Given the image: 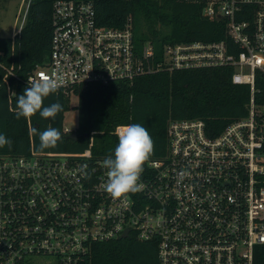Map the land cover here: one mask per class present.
Returning <instances> with one entry per match:
<instances>
[{"label":"built area","instance_id":"2783aa9c","mask_svg":"<svg viewBox=\"0 0 264 264\" xmlns=\"http://www.w3.org/2000/svg\"><path fill=\"white\" fill-rule=\"evenodd\" d=\"M186 1L223 21L226 38L167 44L157 61L150 42L136 50L130 19L99 26L91 1L56 0L49 59L28 84L59 77L69 95L161 69L231 66L232 83L249 86L246 114L213 136L202 120H169L167 155L143 165L141 191L119 198L90 150L0 156V264H88L93 243L125 231L156 240L158 264H254L264 244V0Z\"/></svg>","mask_w":264,"mask_h":264},{"label":"trees","instance_id":"16d2710c","mask_svg":"<svg viewBox=\"0 0 264 264\" xmlns=\"http://www.w3.org/2000/svg\"><path fill=\"white\" fill-rule=\"evenodd\" d=\"M6 1V0H0ZM56 0H29L23 26L13 37H0V134L11 146L0 148V156L28 155L31 152H71L90 150L95 160L114 158L118 144L117 127L140 124L154 141V153L146 161L162 160L168 153L169 120H202L216 135L231 121L246 114L248 85L231 81V66L168 71L161 69L137 76L132 81L90 83L73 89L77 97V127L68 139L63 120L69 97L57 90L44 106H63L55 120L37 112L29 119L16 118L17 99L29 86L28 77L49 59L52 6ZM93 3L99 26L123 28L130 19L135 48L150 42L156 60L167 44L200 41L219 42L226 38L221 20L202 15V2L186 0H85ZM52 126L62 139L55 148L40 150L33 127L44 131ZM69 135V134H68ZM144 163V165L146 164ZM88 264H158L156 240L139 241L134 236L93 243ZM254 264H264V244L255 249Z\"/></svg>","mask_w":264,"mask_h":264},{"label":"clouds","instance_id":"9594fccd","mask_svg":"<svg viewBox=\"0 0 264 264\" xmlns=\"http://www.w3.org/2000/svg\"><path fill=\"white\" fill-rule=\"evenodd\" d=\"M59 77L41 74L36 81H32L18 96L16 118L29 119L37 112L44 119L55 120L62 112L63 106L59 102L44 106V100L59 88ZM32 133L39 136L40 150L55 148L62 136L59 129L49 126L44 131L33 127ZM11 140L0 134V148L11 146ZM154 153V141L148 130L140 124H130L118 129V144L114 151V158L104 160V167L108 169L106 191L114 198L127 193H137L143 185L139 183L144 163ZM86 168V165L84 166Z\"/></svg>","mask_w":264,"mask_h":264},{"label":"rangeland","instance_id":"374dc122","mask_svg":"<svg viewBox=\"0 0 264 264\" xmlns=\"http://www.w3.org/2000/svg\"><path fill=\"white\" fill-rule=\"evenodd\" d=\"M29 0L0 1V37H13L25 21ZM77 97L70 94L68 110L65 112L63 127L72 131L77 127L78 115L75 105ZM33 264H46L45 258H36Z\"/></svg>","mask_w":264,"mask_h":264},{"label":"water","instance_id":"95a60500","mask_svg":"<svg viewBox=\"0 0 264 264\" xmlns=\"http://www.w3.org/2000/svg\"><path fill=\"white\" fill-rule=\"evenodd\" d=\"M68 139H75L76 138V136H75V134L74 133H70L69 135H67L66 136ZM127 237V231H125L124 233H123V235H122V238L124 239V238H126Z\"/></svg>","mask_w":264,"mask_h":264},{"label":"crops","instance_id":"0c3cea01","mask_svg":"<svg viewBox=\"0 0 264 264\" xmlns=\"http://www.w3.org/2000/svg\"><path fill=\"white\" fill-rule=\"evenodd\" d=\"M24 24V23H23ZM23 24L21 25V27L23 26ZM21 27H20V29H21Z\"/></svg>","mask_w":264,"mask_h":264}]
</instances>
